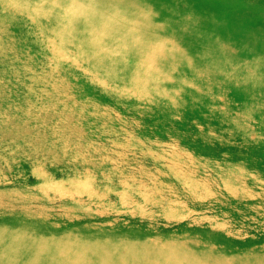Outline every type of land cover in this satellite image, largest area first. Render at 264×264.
<instances>
[{"label":"rangeland","instance_id":"1","mask_svg":"<svg viewBox=\"0 0 264 264\" xmlns=\"http://www.w3.org/2000/svg\"><path fill=\"white\" fill-rule=\"evenodd\" d=\"M139 1L181 18L177 39L199 70L175 76L204 100L139 99L87 65L77 36L94 27L68 26L62 47L0 0V222L15 232L26 222L33 240L264 246V0Z\"/></svg>","mask_w":264,"mask_h":264},{"label":"bare ground","instance_id":"2","mask_svg":"<svg viewBox=\"0 0 264 264\" xmlns=\"http://www.w3.org/2000/svg\"><path fill=\"white\" fill-rule=\"evenodd\" d=\"M6 1L14 10H29L26 13L37 18V27L44 32L51 29L62 47L71 44V40L60 35L68 26L94 27L95 31L77 36L83 42L81 55L89 58L87 65L100 70L118 88L130 87L137 98L164 107L177 104L180 98L192 102L204 100L198 96L201 89L198 85L188 83L186 77L175 76L182 65L184 71L199 70L194 64V53L186 48L187 42L177 39L182 36L178 16L161 11L149 13L139 0ZM100 19L105 22L98 23ZM157 66L163 70L155 74ZM208 77L209 73L204 78ZM161 79L166 82L159 90ZM178 84L186 90L166 92ZM25 223L21 232H15L5 221L0 222V264H264V246L249 245L231 253L213 243L201 248L204 241L150 244L128 233L112 238L93 234L95 238H88L70 231L37 234L38 238L33 240L36 233H30L31 228Z\"/></svg>","mask_w":264,"mask_h":264}]
</instances>
